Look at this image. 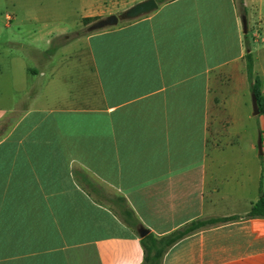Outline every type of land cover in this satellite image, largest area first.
Instances as JSON below:
<instances>
[{
    "label": "crops",
    "instance_id": "obj_1",
    "mask_svg": "<svg viewBox=\"0 0 264 264\" xmlns=\"http://www.w3.org/2000/svg\"><path fill=\"white\" fill-rule=\"evenodd\" d=\"M86 1L82 19L146 0ZM156 1L75 55L35 50L36 86L0 93V264H143L142 227L164 237L230 217L162 264H264V218L247 216L264 195V140L260 155L239 127L255 117L248 54L264 79V49L246 38L254 22L264 33V0Z\"/></svg>",
    "mask_w": 264,
    "mask_h": 264
},
{
    "label": "rangeland",
    "instance_id": "obj_2",
    "mask_svg": "<svg viewBox=\"0 0 264 264\" xmlns=\"http://www.w3.org/2000/svg\"><path fill=\"white\" fill-rule=\"evenodd\" d=\"M87 5L86 0H0V93L11 90L12 84L19 85L21 88L36 86V82L33 83L36 73L28 70V68H36L38 76L35 79H40L39 62L42 64V59L40 60L38 53L35 54V50L43 51L47 48L46 51L50 53L52 60H59L65 54L75 55L84 47L87 33L93 25L83 23L82 17ZM123 13L116 15L120 16ZM101 19L104 18L99 20ZM258 25V22L251 23L246 37L253 52L264 49L262 40L254 42L252 39ZM35 31L50 33L52 44L46 46L43 42L38 44L33 41L31 33ZM260 33L262 34V31ZM67 38L70 39L69 42H65ZM255 77L258 78L256 75ZM258 79L261 83L259 89L261 92L264 79L261 77ZM247 102L248 113L253 114L252 93L248 94ZM243 125L240 124L239 127L248 133L242 134L243 139H252L256 144L260 136L264 140L263 114L255 115L252 122H246ZM257 153L259 154V150ZM259 159L264 163V156H260Z\"/></svg>",
    "mask_w": 264,
    "mask_h": 264
},
{
    "label": "trees",
    "instance_id": "obj_3",
    "mask_svg": "<svg viewBox=\"0 0 264 264\" xmlns=\"http://www.w3.org/2000/svg\"><path fill=\"white\" fill-rule=\"evenodd\" d=\"M243 3V0H240ZM100 18H84L83 23L85 25L94 24ZM69 38L65 42H69ZM247 62V73L248 78L251 82H254V94L258 98V103L260 106V113L264 115V107L260 92V81L255 77L254 74V60L251 54L246 56ZM263 134V133H262ZM248 217H263L264 218V195L261 196L259 201L254 204L251 212L247 215ZM239 217H230V218H211L206 220L194 221L183 228L166 235L164 237H157L154 234H149L145 238L141 239L142 246L144 249V263L143 264H162L165 254L176 244L184 240L185 238L195 234L196 232L204 229L215 226L220 223L227 221L236 220Z\"/></svg>",
    "mask_w": 264,
    "mask_h": 264
},
{
    "label": "water",
    "instance_id": "obj_4",
    "mask_svg": "<svg viewBox=\"0 0 264 264\" xmlns=\"http://www.w3.org/2000/svg\"><path fill=\"white\" fill-rule=\"evenodd\" d=\"M159 8V4L156 0H146L136 4L135 6L131 7L127 11H125L122 15H110L104 19H101L95 22L91 27L90 31L96 32L106 28L116 27L120 21H133L139 19L145 15L151 14L157 11ZM244 30L247 33V20H244ZM253 107H254V115L260 114V106L258 103V98L254 94L253 95ZM258 149L259 154H263V141L262 137L260 136L258 142ZM139 234L141 238H145L147 235L150 234V231L144 227L139 230Z\"/></svg>",
    "mask_w": 264,
    "mask_h": 264
},
{
    "label": "built area",
    "instance_id": "obj_5",
    "mask_svg": "<svg viewBox=\"0 0 264 264\" xmlns=\"http://www.w3.org/2000/svg\"><path fill=\"white\" fill-rule=\"evenodd\" d=\"M260 31H261V28H259L258 27V29L257 30H255V32H254V34L252 35V39H253V41L254 42H258V41H260V40H262L263 42H264V38L262 39L261 37H264V33H260Z\"/></svg>",
    "mask_w": 264,
    "mask_h": 264
}]
</instances>
